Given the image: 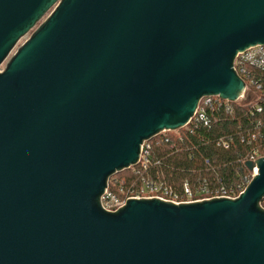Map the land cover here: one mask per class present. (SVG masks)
Wrapping results in <instances>:
<instances>
[{"label":"water","instance_id":"water-1","mask_svg":"<svg viewBox=\"0 0 264 264\" xmlns=\"http://www.w3.org/2000/svg\"><path fill=\"white\" fill-rule=\"evenodd\" d=\"M28 33L0 70V264H264V157L234 199L99 202L144 141L241 96L264 0H0V66Z\"/></svg>","mask_w":264,"mask_h":264},{"label":"trees","instance_id":"trees-1","mask_svg":"<svg viewBox=\"0 0 264 264\" xmlns=\"http://www.w3.org/2000/svg\"><path fill=\"white\" fill-rule=\"evenodd\" d=\"M255 79L262 78L252 71ZM264 86V80L261 81ZM209 124L198 122L191 126V132L183 129L167 133L168 141L152 145L148 163L143 169L132 167L130 173L121 179H109L108 189L118 195L134 194L141 180L162 183L176 191H181L186 182L195 191L203 181L211 187L223 185L237 187L250 180L243 166L251 150L247 141L240 142L241 136L248 138L256 132L257 124L264 127V107L256 113L251 106L230 104V110L222 108L207 109ZM225 141V149L218 143ZM123 181V185L120 184ZM264 208V199L261 201Z\"/></svg>","mask_w":264,"mask_h":264},{"label":"built area","instance_id":"built-area-1","mask_svg":"<svg viewBox=\"0 0 264 264\" xmlns=\"http://www.w3.org/2000/svg\"><path fill=\"white\" fill-rule=\"evenodd\" d=\"M232 67L234 72L244 83V89L241 96H239L234 102L221 100L218 97L202 98L198 102L193 116L182 128L183 130L191 132V126L198 122H202L205 126L208 125L209 118L207 117V109L212 110L214 108H222L227 112L230 110V104H236L251 106L256 113H260L262 111V108L264 107V86L261 81L264 80V46L257 45L247 48L242 52H238L233 59ZM252 71L260 73L262 78L259 80L255 79V77L251 75ZM256 126V132L250 134L246 140L243 136L240 138L241 143L247 141L248 144H252L246 161L255 162L254 160L264 157V127L260 126L259 123ZM167 133L168 132H161L141 144L138 162L135 166H140L143 169L146 167L148 163L149 150L151 148V140L156 137H160V142H167ZM218 145H221V147L225 149L228 147V144L225 141H221ZM254 172L255 168L253 169V172H248L250 179L254 175ZM249 181L237 187H225L221 184L211 187L206 181H203L202 185H200V187H198L195 191H192L185 182L182 190L179 192L162 183H152L141 180L140 187L138 190H135L134 194H132L133 192L131 194H124L120 189L118 195L108 189L107 183V187L104 190L103 195L100 197L99 202L104 211L115 212L120 209L131 197H150L166 200L175 205L219 198L234 199L244 191ZM120 184L123 185V181Z\"/></svg>","mask_w":264,"mask_h":264},{"label":"rangeland","instance_id":"rangeland-1","mask_svg":"<svg viewBox=\"0 0 264 264\" xmlns=\"http://www.w3.org/2000/svg\"><path fill=\"white\" fill-rule=\"evenodd\" d=\"M31 32H32V31H31ZM31 32H30V33H31ZM30 33H28L23 39H21V40L18 42V44L15 46V48H14V49L12 50V52L9 54L8 58L6 59V61L0 66V70L4 68V66H5L6 62L8 61V59L14 54V52L18 49V47L22 44V42H24V41L28 38V36L30 35ZM171 133H176V132H171ZM159 142H160V137H156V138H154V139L151 140V146H152V145H156V144H158ZM131 169H132V167L129 168V169H126V170H122V171H120V172H118V173L112 175V176L110 177V179L113 178V179L118 180V179L124 178L125 176H127V175L130 173ZM140 196H143V195H140Z\"/></svg>","mask_w":264,"mask_h":264}]
</instances>
